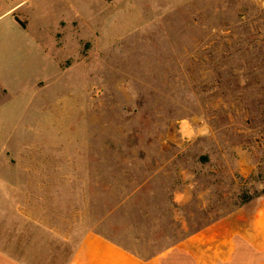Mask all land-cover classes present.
I'll return each mask as SVG.
<instances>
[{"label": "rangeland", "instance_id": "1", "mask_svg": "<svg viewBox=\"0 0 264 264\" xmlns=\"http://www.w3.org/2000/svg\"><path fill=\"white\" fill-rule=\"evenodd\" d=\"M263 190L264 0H0L1 253L151 256Z\"/></svg>", "mask_w": 264, "mask_h": 264}, {"label": "crops", "instance_id": "2", "mask_svg": "<svg viewBox=\"0 0 264 264\" xmlns=\"http://www.w3.org/2000/svg\"><path fill=\"white\" fill-rule=\"evenodd\" d=\"M221 222L218 232L210 226L201 232L178 233L168 246L145 257L108 235L86 232L66 264H264V197L254 215L242 220L245 225L241 221L234 225V221L227 219ZM55 229L52 227L47 231L54 237L60 236ZM61 238L69 239L64 233ZM164 238L167 237L164 235ZM0 264L29 262L12 259L0 252Z\"/></svg>", "mask_w": 264, "mask_h": 264}, {"label": "trees", "instance_id": "3", "mask_svg": "<svg viewBox=\"0 0 264 264\" xmlns=\"http://www.w3.org/2000/svg\"><path fill=\"white\" fill-rule=\"evenodd\" d=\"M16 20H17V19H16ZM17 21L19 22V24H20L22 27L25 26L23 22H20L19 20H17ZM261 194H264V190L261 192Z\"/></svg>", "mask_w": 264, "mask_h": 264}]
</instances>
